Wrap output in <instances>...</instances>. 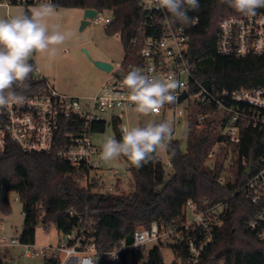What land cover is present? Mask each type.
<instances>
[{
	"label": "built area",
	"instance_id": "built-area-1",
	"mask_svg": "<svg viewBox=\"0 0 264 264\" xmlns=\"http://www.w3.org/2000/svg\"><path fill=\"white\" fill-rule=\"evenodd\" d=\"M43 2L0 0V4L7 6H31ZM51 2L55 5L58 0ZM138 4L144 18L137 30L143 36L142 39L135 36L132 42L141 44L138 56L142 62H125L123 58L118 67L113 66L101 90L90 97L63 94L48 80L36 93H21L26 97L23 104L0 108V153L6 152L11 144L24 152L53 153L76 169V180L82 185L97 182L94 191L114 193L115 187L107 188L105 185L101 149L93 143L92 133L94 123L102 120L104 112L135 108L128 101V90L122 87L123 79L118 74L126 75L133 68H139L143 73L161 80L172 77L178 82L176 103L165 106L175 107L174 122L166 118L165 106L157 113L162 116L160 122L166 120L172 125V135L183 118L189 123L193 121L198 130L212 127L216 140L207 152L205 164L212 170H218L217 180L223 186L235 183L242 171L236 193L249 198L259 207V212L249 220L248 226L260 239H264V151L253 162L241 153L245 129L264 131V87L215 90L201 85L194 88V65L189 55L191 40L186 29L172 23L170 15L159 8L155 0H138ZM93 9L96 14L90 19L91 23H101L104 28L112 24L114 15L111 10ZM105 12H110V15L105 16ZM143 28H149L153 33L147 35ZM116 34L121 38V32ZM217 41V52L221 55L264 54V12L255 16L238 14L223 18ZM185 92H188L187 96L178 102ZM66 126L68 129L65 130ZM220 206L222 204L208 206L204 202L188 199L183 207L181 224L161 219L153 221L150 226L140 225L134 231L132 244L121 240L112 246L98 241L94 218L88 213L81 214L70 209L76 221L69 231H61L57 246L50 244L37 249L33 248L34 244L22 243L20 237L0 233V250L8 251L23 245L27 248L24 256L54 257L60 260L59 264H99L98 258H101L102 264H131L134 250L141 249L143 258L139 264H149L150 249L158 246L161 250L172 248V264H199L204 251L215 240L216 229L223 225L222 211H218ZM2 227L0 219V230ZM183 242L189 254L186 263L173 248Z\"/></svg>",
	"mask_w": 264,
	"mask_h": 264
},
{
	"label": "trees",
	"instance_id": "trees-1",
	"mask_svg": "<svg viewBox=\"0 0 264 264\" xmlns=\"http://www.w3.org/2000/svg\"><path fill=\"white\" fill-rule=\"evenodd\" d=\"M199 4V10L188 12L193 18L189 25L175 23L186 29L191 40L193 87L204 85L215 90L264 87V54L249 53L239 57L217 52L220 21L240 13L223 0H199ZM138 5V0H58L55 3L56 7L111 10L114 21L106 29L111 34L121 32L124 61L141 63L138 56L141 44L132 42L135 36L141 39L143 36L137 30L144 18ZM26 7L24 12L30 14L29 6ZM260 12H264V8L256 10V13ZM143 30L147 35L153 33L149 28ZM30 62L36 66L34 60ZM35 71L36 68L26 82L29 87L16 88L17 92L36 93L45 86L47 78L38 76ZM112 123L119 139L122 122L119 117H114ZM94 124L93 132H102L107 122L99 120ZM194 129L191 126L188 150L184 151L181 141L176 138L168 145L171 172H167L164 161L157 154L154 160L140 168L131 166L134 188L128 192L120 189L114 193L94 191L93 187L98 183L82 185L76 180V169L67 160L53 153L24 152L11 144L6 152L0 153V219L11 212L8 194L15 192L23 203L25 217L20 235L22 243H35L39 225L45 229L55 225L59 231H69L76 221L69 212L73 209L94 218L98 241L112 246L121 240L132 244L134 231L140 225L150 226L161 219L181 224L183 207L188 199L208 206L222 204L223 225L216 229L215 240L204 251L199 264H264V239L248 226L249 220L260 209L249 198L236 193L242 171L235 183L221 185L217 180L218 170L205 164L207 152L216 140L212 127L199 132ZM263 138L264 131L245 129L241 153L253 162L264 151ZM80 173L83 175L82 170ZM173 248L186 263L189 254L184 242ZM6 252L9 254V250ZM142 258L143 251L135 249L131 264L141 263ZM44 261V264L61 263L54 257H46ZM0 264L7 263L0 259ZM149 264H165L160 247L150 249Z\"/></svg>",
	"mask_w": 264,
	"mask_h": 264
},
{
	"label": "rangeland",
	"instance_id": "rangeland-1",
	"mask_svg": "<svg viewBox=\"0 0 264 264\" xmlns=\"http://www.w3.org/2000/svg\"><path fill=\"white\" fill-rule=\"evenodd\" d=\"M38 5H31L32 8ZM27 7L23 4H11L9 6L0 4V18H6L11 15L24 12ZM57 16L51 18V23L59 25L62 31L71 32L72 36L63 45L59 46L55 56L47 54H34L31 60L37 64V75H44L49 81L57 86V89L70 96L90 97L95 95L110 72L100 69L95 61L102 60L113 64L114 67L123 61L125 56V48L122 38L118 34H111L103 24L90 23L84 28L82 20L84 17V9L81 7H56ZM105 16L110 12H105ZM238 15V14H233ZM43 73V74H41ZM185 104H180L183 106ZM166 118L170 122H174V106H165ZM120 117L122 125L135 127L146 125L149 122H160L162 116L159 114H150L144 116L135 111V108H128L125 111L110 110L102 114L103 120L107 122L105 131H95L92 133V141L100 149L105 139L109 136H116L112 116ZM190 123L186 119H182L172 138L179 139L184 151L188 150L190 139ZM196 132L200 130L194 129ZM157 155L164 161L167 172H171L169 165V156L167 150H160ZM102 168L105 170L102 174L107 188L115 187L114 190L131 191L134 188V177L131 172V165L126 157H120L112 161H102ZM120 180V186L116 185V181ZM116 185V186H115ZM11 203V212L1 216L3 227L0 233L3 235L19 238L24 227L23 203L15 192L8 194ZM220 206L218 211H222ZM61 231L55 225L45 229L39 225L36 231V238L33 248H41L48 245L57 246L61 240ZM27 248L23 245H17L6 250H0V259L7 264H44V257L39 255L36 257L24 256L23 253ZM165 264H172L173 251L172 248L164 247L162 249ZM3 263V262H2ZM98 263L102 264L101 258Z\"/></svg>",
	"mask_w": 264,
	"mask_h": 264
},
{
	"label": "clouds",
	"instance_id": "clouds-1",
	"mask_svg": "<svg viewBox=\"0 0 264 264\" xmlns=\"http://www.w3.org/2000/svg\"><path fill=\"white\" fill-rule=\"evenodd\" d=\"M158 7L170 14L172 23L189 25V11L199 10V0H155ZM237 13L255 16L264 8V0H223ZM51 0L31 9L30 14L21 12L0 18V108L23 104L26 97L16 88L27 89L26 83L36 66L30 62L34 54L55 56L59 46L72 36L51 23L57 16ZM234 19V18H233ZM122 87L128 90V101L135 111L144 116L158 113L165 105L176 100L178 82L169 77L163 80L133 68L123 76ZM173 128L168 121L149 122L144 126L122 125L120 138L109 136L102 144L100 159L108 162L126 157L130 164L140 168L154 160L160 150H167L172 140Z\"/></svg>",
	"mask_w": 264,
	"mask_h": 264
},
{
	"label": "water",
	"instance_id": "water-1",
	"mask_svg": "<svg viewBox=\"0 0 264 264\" xmlns=\"http://www.w3.org/2000/svg\"><path fill=\"white\" fill-rule=\"evenodd\" d=\"M96 14V10L93 8H86L84 9V17L82 20V27L84 28L86 25H89L91 23L90 19ZM95 64L102 70L106 71V72H111V70L113 69V64L107 62V61H103V60H97L95 61ZM118 76L120 78L123 79L124 75H119ZM188 92H185L183 94L180 95V97L178 98V102H181L186 96H187ZM176 101L171 104V105H175ZM130 163V162H129ZM131 165V164H130ZM132 166V165H131Z\"/></svg>",
	"mask_w": 264,
	"mask_h": 264
},
{
	"label": "crops",
	"instance_id": "crops-1",
	"mask_svg": "<svg viewBox=\"0 0 264 264\" xmlns=\"http://www.w3.org/2000/svg\"><path fill=\"white\" fill-rule=\"evenodd\" d=\"M102 60H105V59H102ZM35 63H36V62H35ZM36 70H37V64H36ZM41 74H43V73H41ZM40 76L46 77V76H44V75H40ZM46 78H47V77H46ZM47 80H48V78H47ZM48 81H49V80H48ZM49 82L53 85V83H52L51 81H49ZM53 87H55V88L57 89V86H56L55 84L53 85ZM114 117H116V116L113 115V116H112V119H113ZM102 120H103V116H102ZM169 161H170V160H169ZM170 163H171V161L169 162V165H170ZM116 185L119 186V188H121V186H120V180H117V181H116ZM116 185H115V186H116ZM9 253H10V252H9Z\"/></svg>",
	"mask_w": 264,
	"mask_h": 264
}]
</instances>
